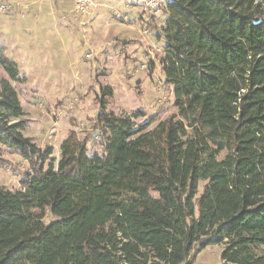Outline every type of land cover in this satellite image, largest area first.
Returning a JSON list of instances; mask_svg holds the SVG:
<instances>
[{
    "label": "trees",
    "instance_id": "16d2710c",
    "mask_svg": "<svg viewBox=\"0 0 264 264\" xmlns=\"http://www.w3.org/2000/svg\"><path fill=\"white\" fill-rule=\"evenodd\" d=\"M165 8L159 62L178 112L138 125L145 113L108 111L103 89L101 154L71 132L57 162L25 137L20 69L0 47V148L29 163L20 191L0 187V264H192L212 245L222 264H264V10Z\"/></svg>",
    "mask_w": 264,
    "mask_h": 264
},
{
    "label": "rangeland",
    "instance_id": "374dc122",
    "mask_svg": "<svg viewBox=\"0 0 264 264\" xmlns=\"http://www.w3.org/2000/svg\"><path fill=\"white\" fill-rule=\"evenodd\" d=\"M167 1L148 12L126 0H101L81 18L73 0H0V7L8 8L0 12V28L8 22L3 25L9 41L4 53L20 69V81L11 84L28 120L25 137L42 149L53 146L57 162L71 132L88 137L89 152L101 154L93 126L107 87L114 96L106 109L116 115L142 111L145 116L135 119L138 125L154 115L161 120L177 114L176 93L166 85L159 62L166 45ZM258 2L264 10V0ZM3 78L8 76L0 67V82ZM0 159V187L20 191L29 163L6 147L0 148ZM54 219L48 214L44 223ZM222 250L208 246L192 264H222Z\"/></svg>",
    "mask_w": 264,
    "mask_h": 264
},
{
    "label": "built area",
    "instance_id": "2783aa9c",
    "mask_svg": "<svg viewBox=\"0 0 264 264\" xmlns=\"http://www.w3.org/2000/svg\"><path fill=\"white\" fill-rule=\"evenodd\" d=\"M74 8L73 11L76 15H79L81 18H84L91 12L92 8L98 7L101 3V0H73ZM127 4L134 5L143 11H157L164 4L165 0H126ZM7 6L1 5L0 12H6ZM117 18H121L120 14H117Z\"/></svg>",
    "mask_w": 264,
    "mask_h": 264
},
{
    "label": "crops",
    "instance_id": "0c3cea01",
    "mask_svg": "<svg viewBox=\"0 0 264 264\" xmlns=\"http://www.w3.org/2000/svg\"><path fill=\"white\" fill-rule=\"evenodd\" d=\"M11 2L12 1H8L9 4H12ZM10 6H12V5H10ZM4 20H7L8 21V20H11V18L4 19ZM4 24H8V22H6V23L4 22ZM4 24H2L1 25V28H0V47H4L9 42V41L5 40V34H4V31H3V28H4L3 25ZM14 41H15V43H13V45L15 46L16 44H18L17 37H16V39Z\"/></svg>",
    "mask_w": 264,
    "mask_h": 264
}]
</instances>
